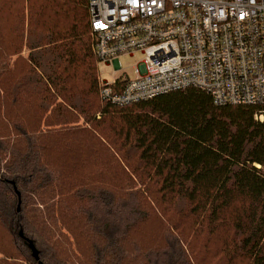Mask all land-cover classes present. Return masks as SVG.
Here are the masks:
<instances>
[{"label":"trees","instance_id":"trees-1","mask_svg":"<svg viewBox=\"0 0 264 264\" xmlns=\"http://www.w3.org/2000/svg\"><path fill=\"white\" fill-rule=\"evenodd\" d=\"M98 62L87 0H0V264H264L256 109L110 104Z\"/></svg>","mask_w":264,"mask_h":264},{"label":"built area","instance_id":"built-area-1","mask_svg":"<svg viewBox=\"0 0 264 264\" xmlns=\"http://www.w3.org/2000/svg\"><path fill=\"white\" fill-rule=\"evenodd\" d=\"M91 51L121 69L140 52L135 78H98L102 101L124 106L197 89L215 105L256 109L264 124V0H87Z\"/></svg>","mask_w":264,"mask_h":264},{"label":"rangeland","instance_id":"rangeland-1","mask_svg":"<svg viewBox=\"0 0 264 264\" xmlns=\"http://www.w3.org/2000/svg\"><path fill=\"white\" fill-rule=\"evenodd\" d=\"M22 55H27V50H23ZM143 55L140 52H133L132 54H127L120 56L118 58L121 69L119 71L115 70L112 63L104 64L98 62L97 64V76L100 81H105L110 83L114 78L118 77L121 72L125 73L126 78L133 79L136 74L134 73L137 68V64L141 62Z\"/></svg>","mask_w":264,"mask_h":264},{"label":"water","instance_id":"water-1","mask_svg":"<svg viewBox=\"0 0 264 264\" xmlns=\"http://www.w3.org/2000/svg\"><path fill=\"white\" fill-rule=\"evenodd\" d=\"M17 196H18V204H17V211H19V194L16 192ZM19 237L21 239H24V243L26 244L27 248L29 249L30 253H31V257L35 260L38 261L39 257H38V251L35 248L34 244L32 243V241H30L29 239L25 238L23 236L22 231H19L18 233Z\"/></svg>","mask_w":264,"mask_h":264}]
</instances>
